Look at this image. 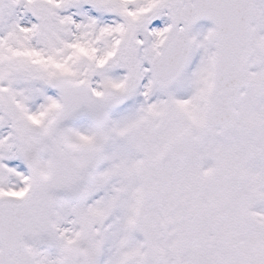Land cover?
<instances>
[{
	"label": "snow or ice",
	"instance_id": "obj_1",
	"mask_svg": "<svg viewBox=\"0 0 264 264\" xmlns=\"http://www.w3.org/2000/svg\"><path fill=\"white\" fill-rule=\"evenodd\" d=\"M0 264H264V0H0Z\"/></svg>",
	"mask_w": 264,
	"mask_h": 264
}]
</instances>
